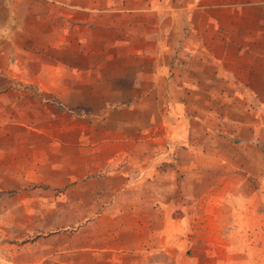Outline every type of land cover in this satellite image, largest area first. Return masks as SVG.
I'll use <instances>...</instances> for the list:
<instances>
[{
    "label": "crops",
    "instance_id": "1",
    "mask_svg": "<svg viewBox=\"0 0 264 264\" xmlns=\"http://www.w3.org/2000/svg\"><path fill=\"white\" fill-rule=\"evenodd\" d=\"M65 1L0 0V264H206L264 154V0Z\"/></svg>",
    "mask_w": 264,
    "mask_h": 264
},
{
    "label": "rangeland",
    "instance_id": "2",
    "mask_svg": "<svg viewBox=\"0 0 264 264\" xmlns=\"http://www.w3.org/2000/svg\"><path fill=\"white\" fill-rule=\"evenodd\" d=\"M55 17L58 19L59 15ZM67 18L66 35L74 38L78 27L74 19ZM36 44V55L53 58L57 48ZM244 151L254 156V149ZM251 161L253 174L245 178L249 184L245 181L241 184V197L226 196L206 208V229L210 233L207 246L211 252L206 264H264V154L260 153L257 160L250 159L248 164Z\"/></svg>",
    "mask_w": 264,
    "mask_h": 264
}]
</instances>
